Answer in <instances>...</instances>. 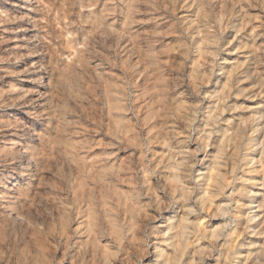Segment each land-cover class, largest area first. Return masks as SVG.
Here are the masks:
<instances>
[{"label": "rangeland", "instance_id": "374dc122", "mask_svg": "<svg viewBox=\"0 0 264 264\" xmlns=\"http://www.w3.org/2000/svg\"><path fill=\"white\" fill-rule=\"evenodd\" d=\"M262 181L264 0H0V264H264Z\"/></svg>", "mask_w": 264, "mask_h": 264}, {"label": "bare ground", "instance_id": "6f19581e", "mask_svg": "<svg viewBox=\"0 0 264 264\" xmlns=\"http://www.w3.org/2000/svg\"><path fill=\"white\" fill-rule=\"evenodd\" d=\"M212 123V122H211ZM243 161L246 163V164H249V161H250V158L249 157H244V159H243ZM173 174V173H172ZM169 176V175H168ZM167 176V177H168ZM170 179V180H169ZM167 180V187L169 188L170 187V190L171 189H173V188H175V186H174V183H176L177 182V178L176 179H171V178H168V179H166ZM211 181V177L209 176L207 179H206V182L209 184V182ZM260 188L259 189H262L263 187H264V181H262L261 183H260ZM253 196L252 195H250L249 196V198H252ZM258 199V198H257ZM262 201H263V199H262ZM157 202V204L159 203V205H161L160 203H161V200L159 199V200H157L156 201ZM209 203V202H208ZM262 203V202H261ZM260 204V203H259ZM258 204V205H259ZM257 205V206H258ZM262 205V204H261ZM260 205V206H261ZM260 206H258V208L260 207ZM248 209V208H247ZM246 216H247V218H248V222L250 223V221H251V219H252V217L249 215V213L248 214H246ZM147 221V220H146ZM166 221H169V218H166ZM248 227H249V225H248ZM169 229V228H168ZM251 245V241H250V239H248V238H246L244 241H243V244H242V249H247L249 246ZM179 246L181 247V244H180V242H179ZM160 256H162V255H160ZM163 264H170L169 263V261H164L163 262Z\"/></svg>", "mask_w": 264, "mask_h": 264}]
</instances>
